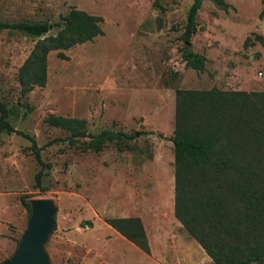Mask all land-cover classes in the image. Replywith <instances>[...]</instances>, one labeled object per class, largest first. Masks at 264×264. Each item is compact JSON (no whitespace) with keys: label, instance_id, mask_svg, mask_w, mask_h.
Returning <instances> with one entry per match:
<instances>
[{"label":"rangeland","instance_id":"1","mask_svg":"<svg viewBox=\"0 0 264 264\" xmlns=\"http://www.w3.org/2000/svg\"><path fill=\"white\" fill-rule=\"evenodd\" d=\"M192 0H0V20L44 21L53 34L70 7L98 15L102 33L46 56V79L20 94L17 69L36 37L0 31V101L16 130L0 132V264L14 252L29 214L20 195L52 199L55 226L44 244L50 264H213L173 216L175 89L264 92L263 0H201L188 47L205 57L193 70L180 33ZM61 54H58V53ZM49 114L84 119L85 131L134 133L100 151L69 144ZM60 139L45 145L50 139ZM139 217L145 253L104 222ZM90 221V224L85 221Z\"/></svg>","mask_w":264,"mask_h":264},{"label":"trees","instance_id":"2","mask_svg":"<svg viewBox=\"0 0 264 264\" xmlns=\"http://www.w3.org/2000/svg\"><path fill=\"white\" fill-rule=\"evenodd\" d=\"M226 10L223 0H210ZM201 0H192L180 39L184 65L204 69L205 57L188 47L195 32V15ZM264 16L263 6L259 13ZM53 34L44 21L8 22L0 20L1 30H15L36 37L29 53L17 69L20 94L46 79V56L100 35L101 17L70 7L60 17ZM58 54H61L60 52ZM174 125L171 136L173 155V216L186 233L203 249L213 264H264V92L210 88L175 89ZM10 109L0 101V132L16 133L29 140L39 169L33 187L41 186L44 163L41 146L32 136L16 130L7 116ZM48 124L67 132L69 144L83 138L82 150L100 151L106 142L134 138V133L103 129L85 131L84 119L49 114ZM60 139H50L45 145ZM27 195L19 199L27 213ZM110 227L145 253L149 245L139 217H107ZM90 224V221H85Z\"/></svg>","mask_w":264,"mask_h":264},{"label":"water","instance_id":"3","mask_svg":"<svg viewBox=\"0 0 264 264\" xmlns=\"http://www.w3.org/2000/svg\"><path fill=\"white\" fill-rule=\"evenodd\" d=\"M30 214L12 255L2 264H50L44 249L55 226V206L49 198H29Z\"/></svg>","mask_w":264,"mask_h":264}]
</instances>
